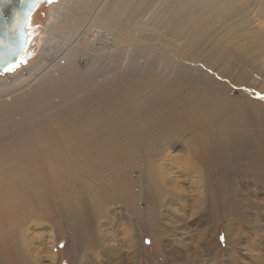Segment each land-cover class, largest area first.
Returning <instances> with one entry per match:
<instances>
[{"label": "rangeland", "instance_id": "1", "mask_svg": "<svg viewBox=\"0 0 264 264\" xmlns=\"http://www.w3.org/2000/svg\"><path fill=\"white\" fill-rule=\"evenodd\" d=\"M61 2L47 0L37 7L24 58L0 74L5 85L0 86V264H264V116L257 110V105L264 110V0H131L110 28L126 46L116 42L114 52L103 54L83 45L73 64L56 67L38 87L17 92L64 50L66 36L54 30L53 19ZM59 24L71 30L66 33L77 31L69 18ZM41 57L43 67L32 71ZM182 68L192 79L188 102L196 111L188 110L189 117L215 123L234 113L238 122L223 123L217 132L251 136L246 151L229 154L224 176L207 183L188 148L191 134L171 133L176 143L171 141L168 153L179 160L162 165L153 214L137 180L140 162L127 172L130 204L103 195L99 187L125 167L128 150L139 157L145 146L141 128L123 123L125 115L119 119L121 141L101 145L114 148L101 151L114 162L105 179L98 175V161L72 167L63 154L52 157L74 154L71 149L92 131L66 135L53 124L62 114L108 96L113 84L102 88L106 80H122L128 98L124 95L118 112L134 116L139 98L150 104L176 90ZM65 82L68 87L57 84ZM110 124L93 120L94 127ZM43 151L49 156L40 160ZM183 169L193 172L186 175ZM81 210L78 217L88 224L76 228L74 215Z\"/></svg>", "mask_w": 264, "mask_h": 264}, {"label": "bare ground", "instance_id": "2", "mask_svg": "<svg viewBox=\"0 0 264 264\" xmlns=\"http://www.w3.org/2000/svg\"><path fill=\"white\" fill-rule=\"evenodd\" d=\"M93 1L94 0H62V2L56 7L55 11L53 10V19H57L54 30L59 32L64 31L62 32L63 36H66L64 45L62 44L60 47V49L64 50L60 51L59 55H52L53 61L51 65H46L43 67L44 62L42 60L43 57H41L39 59V63L37 61V63L32 68V71L38 72L39 69L43 67L42 70L35 74L27 84L17 88L19 89L17 92L22 91L31 85L34 86L37 84L38 87L43 81V76H46L45 78L51 77V73H53L56 67H65L66 65L73 64L76 52H78V49L83 47V45L87 46L90 52H100L103 54H111L114 52L116 49V42L125 45L122 41L118 40L116 35L113 33V30L110 28H112V24H114L115 20L119 19L120 10L126 7L128 2L131 0H96V3L100 1L96 6H94L96 3H91ZM84 16L85 19H83ZM66 18H69L72 24L77 27L76 32H73L72 34L66 33L67 31L71 32V30H69V28L66 26L61 27L59 22H64ZM117 27L122 28V25L118 24ZM28 29L30 33V28L28 27ZM50 33H52V30ZM51 35L53 38H57L55 32ZM120 35H122V32H120ZM46 50H44L43 56ZM176 76V78L181 81L176 90H172V88L168 89L158 99L151 100L150 104H145V99L139 98V113L134 116H132V113L129 111L123 115L118 112V106H121L122 103L124 104V95L126 96L125 98H128V90L123 84L122 80H106L105 85L102 86L100 84V86L103 88L113 84V91L108 96L99 97L92 102H88L89 104L86 103V105L77 111L62 114L60 118L53 124L59 133H65L66 135L75 132L80 133L81 128L90 129L92 131L85 132L80 144H75L76 146L71 149L74 150V154H68L67 151L65 152V155L63 152H56L52 155V157L57 159L63 154V156L66 158V161H68L72 167H77L76 165L82 160L87 165H90L92 161H98L101 163L103 170V173L101 170L98 172V175L102 174L101 176L105 179V176L114 162L108 158L107 154H104L101 151L107 149L114 150V148H101V145L104 144L111 146L121 141L120 139H122L123 136V128L121 125H119V122L122 123L123 121L119 119L123 118L125 115V120L127 121L123 123L131 125L133 124L134 127L141 128L139 134L143 137V143L145 146L144 149L142 148V150L137 151L139 157H137L136 154H134V152L131 150H128L125 155V159L128 161V163L125 165V167L117 174L111 177L109 176L104 184L99 187L100 190H103L101 192L103 195H114L116 196L117 200L122 202L126 201V203L130 204L129 201L133 200L134 198L132 199V195L129 192L131 189V181L127 176V172H129L135 164L140 162L139 164L141 167L138 168L139 173L137 180L141 182L140 191L143 193V195H147L146 198L144 197L146 200V205L151 206L152 210L149 212L153 214L154 210H157L155 204L158 202L154 198V194H156L155 191L157 190L156 188L157 185H159V181H163L160 180L159 177L162 178V176H164L163 171L165 169L163 170L162 165L166 163L168 159H172L173 164H178L177 161L179 160V158L174 155L171 156V158L170 154L168 153L167 148L169 145H171V141L174 140V138L172 140L171 137L168 136L171 133H173V135L178 134L181 136L182 134H185V132L191 134L189 137L191 144L189 145L188 143V148L191 152L189 153L191 154V157L193 156L192 158L194 160V164L197 165L198 163L202 168V174L204 176L206 175L207 183L208 180H211L213 177H216L220 174L224 176L226 171L225 167L230 161L229 154L231 153L232 155H238L243 152V148L246 151L247 147L251 146L252 144L250 140L251 136L240 135L236 132L231 134H228L229 132H223L227 133L226 136H223L217 132V127H222L223 123L234 126V123L238 122L236 121V117L238 116L234 113H230V115H228L226 118L217 120L215 123L204 122L202 124L201 120L198 118L189 117L188 110L194 112L196 109L194 110V107L188 102V81L192 80L188 78V68H182L180 73L176 74ZM15 82H17V79H15L12 84L14 85ZM57 84L63 87H68L69 85L68 82H65L64 84ZM257 108L260 115L264 116V110H262L263 108L259 105H257ZM245 109H242L240 113L245 114ZM107 113H110L111 116H107ZM98 118H101L103 122L108 121L112 124L94 127L93 120ZM175 120L179 121V123H176ZM246 122L248 121L244 120L241 123L245 125ZM97 132L104 133L105 138L95 136ZM196 133H198V135ZM162 136L165 137L162 139ZM178 139L176 138V140ZM140 140L142 141V138H140ZM48 156L49 155H46L44 151L38 155L40 160H45V158H48ZM67 165L69 166V164ZM186 169H188V167ZM183 171L181 174L185 172ZM188 172H185L184 174H191L193 171L190 173ZM177 174L175 176H177ZM232 175L237 176L235 173H229L227 177H231ZM94 176L96 177L95 174ZM229 181L232 180L230 179ZM113 185L118 186V190H114ZM208 186L211 185L208 184ZM201 190L202 189L200 188V191ZM97 194L98 193H96V195ZM79 197H81V193ZM86 206L87 205H82L83 208ZM82 211L83 210H81L78 214L75 213L74 215L75 220L77 218L75 221L76 228H81V225L83 227H87L88 222L84 220L80 221L78 217V215L81 216Z\"/></svg>", "mask_w": 264, "mask_h": 264}, {"label": "water", "instance_id": "3", "mask_svg": "<svg viewBox=\"0 0 264 264\" xmlns=\"http://www.w3.org/2000/svg\"><path fill=\"white\" fill-rule=\"evenodd\" d=\"M46 1L0 0V74L15 68L24 58L30 17Z\"/></svg>", "mask_w": 264, "mask_h": 264}]
</instances>
